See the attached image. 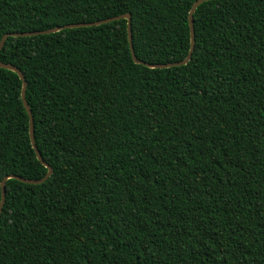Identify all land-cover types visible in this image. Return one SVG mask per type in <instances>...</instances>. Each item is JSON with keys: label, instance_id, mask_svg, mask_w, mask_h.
<instances>
[{"label": "trees", "instance_id": "16d2710c", "mask_svg": "<svg viewBox=\"0 0 264 264\" xmlns=\"http://www.w3.org/2000/svg\"><path fill=\"white\" fill-rule=\"evenodd\" d=\"M196 0H0V40L131 14L136 56L184 59ZM127 19L9 36L52 174L6 181L0 264H264V0H209L182 66L133 59ZM0 67L1 181L41 179Z\"/></svg>", "mask_w": 264, "mask_h": 264}, {"label": "water", "instance_id": "95a60500", "mask_svg": "<svg viewBox=\"0 0 264 264\" xmlns=\"http://www.w3.org/2000/svg\"><path fill=\"white\" fill-rule=\"evenodd\" d=\"M205 1H209V0H196V1H194V3L191 6V9L189 11V16H188L189 26H190V34H191V46H190V50H189L187 56L180 61L169 62V63H149V62L140 60L136 56V53L134 50L133 37H132V23H131L132 17H131L130 13H124V14L117 15L114 17H110L107 19H103L100 21L66 24V25L56 26V27H53L50 29H45V30H40V31L5 33L0 40V51L4 47L5 42L9 36L22 37V36H34V35H40V34H50V33H54V32H57V31H60L63 29H67V28L100 25L103 23H107V22H111L114 20L124 18V19H127V21H128L127 26H128V37H129V42H130V48H131L133 59L136 63H140V64L146 65L148 67H151V68H168V67H173V66H182V65H186L192 58V54H193V51L195 49L194 13L197 10L198 6ZM0 67L16 72L22 81V101H23L24 107L27 110V113L29 115L30 137H31L32 145H33V148H34L35 153L37 155V158L48 169L47 174L41 179H27V178H24V177H21L19 175H15V174L6 175L3 178V180L1 181V201H0V219H1V213H2V209H3V206L5 204V199H6V181L9 178H15V179H18L22 182L29 183V184H39V183H43L52 174L53 168L43 158V156H42L41 152L39 151V149L36 145V142H35L34 116H33L32 110L30 108V105H29L28 101L26 100L27 81H26L24 73L22 72V70L18 66L13 65L11 63L2 62L1 60H0Z\"/></svg>", "mask_w": 264, "mask_h": 264}]
</instances>
